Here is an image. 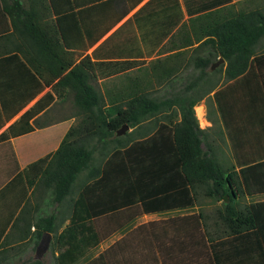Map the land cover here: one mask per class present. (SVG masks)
<instances>
[{
    "label": "crops",
    "instance_id": "obj_1",
    "mask_svg": "<svg viewBox=\"0 0 264 264\" xmlns=\"http://www.w3.org/2000/svg\"><path fill=\"white\" fill-rule=\"evenodd\" d=\"M9 1L0 0V264H61L66 247L59 245V235L70 223L73 202L88 185L102 181L106 159L99 156L78 173L62 200H55L52 184L44 180L47 162L41 160L53 157L82 116L75 90L84 82L102 106L126 103L138 91H150L172 107L176 100H193L201 145L224 169L239 171L264 161V34L250 67L236 79H225V65L212 64L207 73L195 65L211 51L200 46L206 39L200 36L203 14L264 13V0H19L41 26V38L28 40L20 32L10 35L11 19L3 10ZM204 5L209 9L203 11ZM48 23L55 24L59 43L46 33ZM178 121L179 113L172 123ZM161 124L172 136L166 117ZM243 197L264 201V192ZM201 198L185 208L112 212V218L133 220L122 229L108 228L111 236L73 264H154L155 256L157 264H182L175 258L186 257L187 247L194 250L193 262L203 263L195 259L201 241L154 240L170 220L205 214L193 210ZM141 218L149 219L137 222ZM107 223V216H100L96 230L104 232ZM43 235L46 249L39 247ZM117 242L129 250L144 248L145 254L128 257L116 250L110 262L100 256Z\"/></svg>",
    "mask_w": 264,
    "mask_h": 264
},
{
    "label": "trees",
    "instance_id": "obj_2",
    "mask_svg": "<svg viewBox=\"0 0 264 264\" xmlns=\"http://www.w3.org/2000/svg\"><path fill=\"white\" fill-rule=\"evenodd\" d=\"M208 9V5L202 8ZM3 10L11 19V36L20 32L27 40L41 38L35 13L26 10L21 1L10 0L3 4ZM46 31L59 43L55 24L48 23ZM200 32L201 37H206L200 46L211 47V51L210 55L196 59L195 65L207 73L205 70L220 57L223 62L218 67L225 65L224 77L230 81L244 74L253 62L254 46L264 34V13L253 10L221 17L218 12H208L202 16ZM66 67L63 64L60 70ZM75 94L82 116L69 128L53 157L41 160L42 164L47 162L44 180L52 184L54 198L59 201L71 193L78 173L92 166L95 157L106 162L101 168L102 181L88 185L73 202L70 223L59 235V245L66 247L59 256L61 264L77 262L89 249L111 236L113 231L108 228L122 229L133 220L112 218L114 211L185 208L199 197L221 201L216 219L209 214L175 218L169 221L167 231L154 240L174 241L182 237L184 243L192 242L191 239L201 241L209 258L201 264H264V201L243 206L236 203L240 197L264 192V161L239 171L224 169L201 145L193 100H176L178 105L172 107L167 101L151 97L150 91H138L126 103L102 106L97 92L85 82ZM177 113L180 121L172 123ZM164 117L172 125V136L163 129ZM146 120L147 126L137 130ZM123 125L136 130L118 136L116 131ZM97 190L102 193L99 198L94 193ZM165 203L169 205L164 206ZM102 215L107 216V229L98 232L97 219ZM208 218L218 233L207 230L201 239L195 233L199 228H207ZM47 219L51 221L52 216ZM149 242L142 244L145 247ZM116 250L128 257L145 254L144 248L129 250L126 244L117 242L100 256L110 262ZM153 262L157 264L156 256Z\"/></svg>",
    "mask_w": 264,
    "mask_h": 264
},
{
    "label": "rangeland",
    "instance_id": "obj_3",
    "mask_svg": "<svg viewBox=\"0 0 264 264\" xmlns=\"http://www.w3.org/2000/svg\"><path fill=\"white\" fill-rule=\"evenodd\" d=\"M220 64H222V63H220ZM158 94H160V92ZM194 109H195L194 111L197 112L198 107L197 108L194 107ZM131 130H132L131 128H127L125 133H123L122 135L124 136L127 133H131L132 134L133 132H130ZM223 157H225V155H221V160L223 161V163H225ZM226 165H227V163H226ZM258 199H260V198L259 197H252V198L240 197V199L237 200L236 203L239 206H243V205H245V204H247L249 202H253V201L258 200ZM200 200H201L200 204L197 205L195 208H193V210L194 211H199V212H204L207 215L208 214L212 215L213 216V220L216 219V217H214L215 216V212H216V209L221 205V201H215V200L207 199V198H201ZM189 210L191 211V209H189ZM148 219L149 218H141L137 222L145 221V220H148ZM211 221H212L211 219H209V218L207 219V222H208L207 228H206V226L203 227L204 231L202 230V232L197 234V237H202V238L205 237L206 236L205 233H206L207 230H209L210 233H214V232H212V230H214L215 226L211 225L212 224ZM215 233H218L217 229H216ZM191 240L193 241V239H191ZM190 242L191 241L187 240L186 243L189 245ZM185 252H186V257H184L183 255H180L179 259L175 258V262H176V260L177 261L181 260V262H182V259H183V263L182 264H197V263H195V261L193 262V260H192V252H193L192 249L187 247ZM205 254H206L205 253V247L203 245L199 246V247H196V258L195 259H199V260L201 259V262L206 263V262H208L209 258L207 257V254L206 255Z\"/></svg>",
    "mask_w": 264,
    "mask_h": 264
},
{
    "label": "water",
    "instance_id": "obj_4",
    "mask_svg": "<svg viewBox=\"0 0 264 264\" xmlns=\"http://www.w3.org/2000/svg\"><path fill=\"white\" fill-rule=\"evenodd\" d=\"M222 62H223V59L222 58H218V60L215 61L212 66H217V65H219ZM127 128H128L127 125H123L121 128H119L116 131V134L118 136L122 135L123 133H125ZM224 199L227 200V196H225ZM47 245H48V239H45V235H43V237H42V239L40 241L39 247L40 248L42 247V249H46Z\"/></svg>",
    "mask_w": 264,
    "mask_h": 264
}]
</instances>
